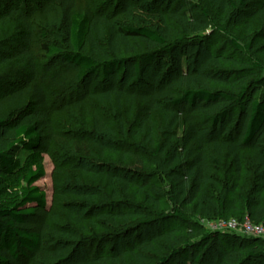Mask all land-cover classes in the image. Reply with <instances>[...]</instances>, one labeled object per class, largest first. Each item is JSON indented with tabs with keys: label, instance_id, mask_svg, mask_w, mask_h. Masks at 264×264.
Wrapping results in <instances>:
<instances>
[{
	"label": "trees",
	"instance_id": "obj_1",
	"mask_svg": "<svg viewBox=\"0 0 264 264\" xmlns=\"http://www.w3.org/2000/svg\"><path fill=\"white\" fill-rule=\"evenodd\" d=\"M199 1L203 4L196 10H190L187 0H175L171 7L157 8L146 16L136 12L128 0H120L122 13L134 23L133 26L116 24L101 15L88 19L75 14L72 0H0V264H28L42 250L41 235L21 226L46 208L45 192L35 185L46 175L43 157L51 138L49 94L41 81L47 73L54 75L52 70L58 63L76 69V83L80 86L90 83L93 78L99 81L101 88L89 89V97L118 104L124 100L129 109L138 103L137 130L131 136L126 132L119 112L114 111L111 115L123 138L117 146L124 151V161L140 165L143 164L142 155L166 162L174 201L186 196L195 198L202 206L201 218L225 219L233 210L232 204H226V194L234 195L239 188L243 175L241 149L264 140V79L251 80L254 69H259L258 62L253 63L251 70L233 59L212 54L209 49L198 50L201 42L197 35L209 26L217 27L214 15L224 23L230 19L264 22V1ZM53 7L60 10V23L40 27L39 52L34 54L33 18ZM232 45L244 55L251 51L250 44L241 47L232 40ZM189 46H196L197 52L194 60L185 64L179 50ZM136 47L140 53L133 62L135 82L127 86V59L121 55L134 53ZM43 62L46 66L42 68ZM146 71L149 82L144 79ZM14 77H19L21 83L10 88L9 82ZM56 79L52 81L58 87L60 82ZM234 111L246 124L241 143L225 138L205 145L201 133L208 128L214 131ZM154 113L160 115L163 134H170L169 143H178L181 154L165 149L161 138L155 141ZM107 135L113 138L110 130ZM191 143L195 147L193 154L180 163ZM21 153L25 154L22 161L18 158ZM222 156L230 160L234 181L218 182L223 183L221 185L214 182L203 194V188L210 180V161L217 163ZM99 157L100 160L103 158ZM254 159L257 164L255 176L243 193L237 194L241 202L242 212H239L248 213L252 223L264 226V155L254 153ZM122 171L130 173L127 167ZM108 178L121 185L123 195L127 196L130 188H137L144 194L149 207L159 208L156 198L144 191L143 184L120 174L108 175ZM153 216L141 226L156 223L159 216ZM106 218L117 230L121 224L132 225L131 221L139 216L130 210L118 209L107 213ZM168 218L187 221L178 208ZM139 222L133 225L140 226ZM171 234L159 232L154 237L162 239ZM66 237L73 239L70 234ZM203 238L208 243L197 253L194 264H203L210 251L218 254L214 264H251L253 261L264 264V252L256 253L255 248L243 257L240 250L221 246L223 242L262 241L261 238L217 232L206 233ZM151 239L153 237L140 239L129 247H116L107 255L82 257L72 264H122L135 247H142ZM180 250L173 249V255ZM165 261L162 259L161 263Z\"/></svg>",
	"mask_w": 264,
	"mask_h": 264
},
{
	"label": "rangeland",
	"instance_id": "obj_2",
	"mask_svg": "<svg viewBox=\"0 0 264 264\" xmlns=\"http://www.w3.org/2000/svg\"><path fill=\"white\" fill-rule=\"evenodd\" d=\"M72 1L75 4L73 10L75 14L83 15L88 19L101 15L116 24L134 26V23L122 13L120 0ZM128 1L136 12L146 16L157 8H169L175 2V0ZM187 1L190 10H196L198 5L203 4L199 0ZM60 18L61 13L57 7L34 16L32 24L34 54L39 52L40 27L59 25ZM213 18L217 20V27L209 26L206 31L197 35L201 42L198 50L205 52L209 49L212 54L216 53L233 59L248 69L253 68L254 62H258L259 69H254V76L251 80L264 79V22L257 19L247 22L230 19L228 23H224V20L218 19L216 15ZM232 40H236L241 47L250 44L251 51L246 55L241 54L233 47ZM179 51L183 62L188 64L194 60L197 48L189 46ZM139 53V47H136L134 53L124 52L121 55L127 59L125 69L127 86L135 82L133 62L134 57ZM41 66L43 68L46 64L43 62ZM52 73L53 76L47 73L41 81L49 94L51 138L43 157L46 175L44 179L35 184L45 192L46 208L38 211L35 217L21 226L25 230L41 235L42 250L34 255L28 264H72L79 258L107 255L113 253L116 247H129L131 243L137 244L140 239L143 241L152 237L153 239L147 241L142 247H135L125 257L122 264H194L197 253L208 243L207 239L203 238L204 234L213 232L211 226L222 220L233 221L237 225L236 231L231 234L250 238L241 235V232L245 223H252L253 220L248 213H240L242 212L241 202L237 194H242L253 180L257 169L254 153L264 155V140L241 149L243 166L241 182L234 195L226 194V204L228 206L232 204L233 210L226 214L225 219L201 218L202 206L195 198L186 196L177 202L174 201L172 185L166 174L168 167L166 162L152 160L142 155L140 157L143 164L124 161V151L117 146L118 141L123 138L115 121L111 119V115L113 116L114 111L119 112L125 130L131 136L137 130L139 111L137 102L129 109L124 100L118 104L117 102L97 101L89 97V89L101 88L102 85L96 78L84 86L78 85L75 78L76 69L73 66L58 63L54 66ZM53 78H57V82H60L59 88L52 81ZM144 79L149 82L148 71ZM9 83H11L10 88L15 87L21 83V79L14 77ZM245 127L246 124L238 119V112L234 111L223 125L218 126L214 131L210 128L206 129L201 133V137L207 146L225 138L240 144ZM107 130L113 133V138L107 135ZM152 131L155 134V141L161 138L165 149L182 153L178 143H169L170 134H163L162 122L158 113L152 116ZM177 134L179 140L181 132ZM98 146H102L101 149ZM194 148V144L191 143L179 162H186L193 154ZM100 155L103 157L101 160ZM24 157V153L18 156L21 161ZM210 165V180L203 188V194L211 189L214 182L221 185L223 183L218 182L229 180L233 183L234 181L233 169L228 158L222 156L217 163L213 164L210 161ZM126 167L130 169V173L122 171ZM262 173L264 174V170ZM119 174L138 184H143L146 187L144 191L156 198L159 208L149 207L145 202L144 194L137 188H130L128 195H123L121 185L110 182L108 178V175ZM89 197L92 198L90 201ZM175 208L186 216V222L168 218ZM118 209L130 210L138 214L139 218L131 221L130 226L132 227L121 224L115 230L106 218V214L116 212ZM155 214L159 216L156 223L141 226L149 219H153ZM137 221H140V226L133 225ZM261 226L264 228L263 225ZM128 230V235L122 237ZM159 232L163 234L172 232V234L170 237L168 235L165 238L156 239L154 236ZM67 234H70L73 239H67ZM260 240L262 241L240 239L232 243L220 244L226 248L240 250L241 255L245 257L252 248H255L256 253L264 252V239ZM175 248L181 249L177 255L172 253ZM213 252L210 251L205 256L203 264H214L218 254ZM209 256H212L211 260ZM162 259L166 261L161 263ZM63 260L67 261L62 262ZM251 264L260 263L253 261Z\"/></svg>",
	"mask_w": 264,
	"mask_h": 264
},
{
	"label": "built area",
	"instance_id": "obj_3",
	"mask_svg": "<svg viewBox=\"0 0 264 264\" xmlns=\"http://www.w3.org/2000/svg\"><path fill=\"white\" fill-rule=\"evenodd\" d=\"M212 231L217 233H232L236 231L237 225L233 221H219L213 224ZM241 235L253 238L264 239V228L261 225H255L250 222L245 223Z\"/></svg>",
	"mask_w": 264,
	"mask_h": 264
}]
</instances>
